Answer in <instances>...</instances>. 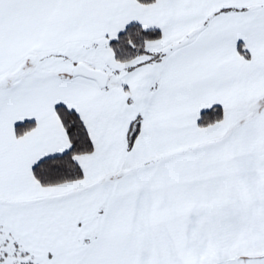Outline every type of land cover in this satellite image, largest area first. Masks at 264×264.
<instances>
[{
	"label": "snow or ice",
	"instance_id": "obj_1",
	"mask_svg": "<svg viewBox=\"0 0 264 264\" xmlns=\"http://www.w3.org/2000/svg\"><path fill=\"white\" fill-rule=\"evenodd\" d=\"M0 264H264V0H0Z\"/></svg>",
	"mask_w": 264,
	"mask_h": 264
}]
</instances>
